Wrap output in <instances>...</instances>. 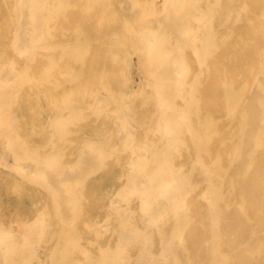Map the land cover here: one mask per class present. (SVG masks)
<instances>
[{
    "label": "bare ground",
    "instance_id": "bare-ground-1",
    "mask_svg": "<svg viewBox=\"0 0 264 264\" xmlns=\"http://www.w3.org/2000/svg\"><path fill=\"white\" fill-rule=\"evenodd\" d=\"M0 264H264V0H0Z\"/></svg>",
    "mask_w": 264,
    "mask_h": 264
}]
</instances>
